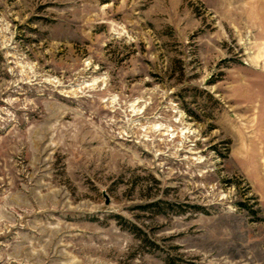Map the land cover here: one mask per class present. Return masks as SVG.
<instances>
[{
  "label": "rangeland",
  "instance_id": "obj_1",
  "mask_svg": "<svg viewBox=\"0 0 264 264\" xmlns=\"http://www.w3.org/2000/svg\"><path fill=\"white\" fill-rule=\"evenodd\" d=\"M0 264H264V0H0Z\"/></svg>",
  "mask_w": 264,
  "mask_h": 264
}]
</instances>
